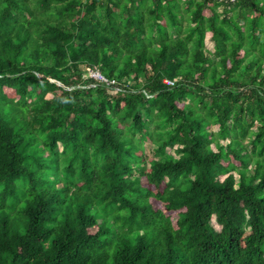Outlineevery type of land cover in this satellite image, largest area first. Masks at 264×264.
Wrapping results in <instances>:
<instances>
[{"label":"trees","instance_id":"trees-1","mask_svg":"<svg viewBox=\"0 0 264 264\" xmlns=\"http://www.w3.org/2000/svg\"><path fill=\"white\" fill-rule=\"evenodd\" d=\"M0 264H264V0H0Z\"/></svg>","mask_w":264,"mask_h":264},{"label":"built area","instance_id":"built-area-1","mask_svg":"<svg viewBox=\"0 0 264 264\" xmlns=\"http://www.w3.org/2000/svg\"><path fill=\"white\" fill-rule=\"evenodd\" d=\"M233 1V0H231ZM87 77L92 78L100 83H104L106 85H110L113 81H108L97 69H88L86 70ZM86 76V74H85ZM166 85H173V82L170 80L163 81Z\"/></svg>","mask_w":264,"mask_h":264},{"label":"rangeland","instance_id":"rangeland-1","mask_svg":"<svg viewBox=\"0 0 264 264\" xmlns=\"http://www.w3.org/2000/svg\"><path fill=\"white\" fill-rule=\"evenodd\" d=\"M208 37V36H207ZM206 45H207V47H208V49L210 50V51H212V47H211V43L210 42H208V39L206 40ZM82 69H84V67H81ZM88 70V69H87ZM86 76H87V74H86ZM215 129V128H214ZM145 155L147 156V157H152L153 155H152V151H151V146H150V144H146L145 145ZM220 179H223V177H220ZM143 184H144V181H143ZM212 224H213V226H214V228L215 229H219V227L215 224V222L214 221H212Z\"/></svg>","mask_w":264,"mask_h":264}]
</instances>
